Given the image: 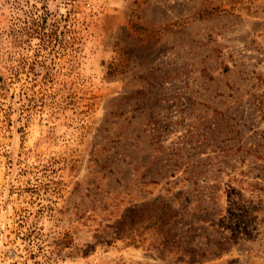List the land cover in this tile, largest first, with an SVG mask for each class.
<instances>
[{
  "label": "rangeland",
  "instance_id": "obj_1",
  "mask_svg": "<svg viewBox=\"0 0 264 264\" xmlns=\"http://www.w3.org/2000/svg\"><path fill=\"white\" fill-rule=\"evenodd\" d=\"M0 264H264V0H0Z\"/></svg>",
  "mask_w": 264,
  "mask_h": 264
}]
</instances>
